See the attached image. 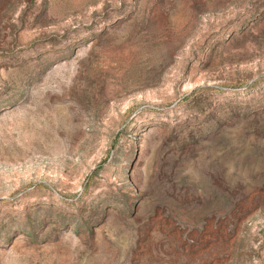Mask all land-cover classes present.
Returning a JSON list of instances; mask_svg holds the SVG:
<instances>
[{
  "label": "rangeland",
  "instance_id": "rangeland-1",
  "mask_svg": "<svg viewBox=\"0 0 264 264\" xmlns=\"http://www.w3.org/2000/svg\"><path fill=\"white\" fill-rule=\"evenodd\" d=\"M0 264H264V0H0Z\"/></svg>",
  "mask_w": 264,
  "mask_h": 264
}]
</instances>
